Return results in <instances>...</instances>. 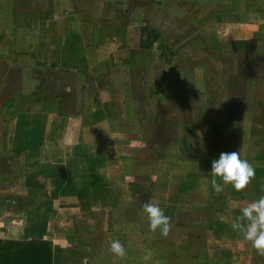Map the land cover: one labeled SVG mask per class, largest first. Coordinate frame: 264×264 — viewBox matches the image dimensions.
I'll return each instance as SVG.
<instances>
[{"label":"crops","instance_id":"crops-1","mask_svg":"<svg viewBox=\"0 0 264 264\" xmlns=\"http://www.w3.org/2000/svg\"><path fill=\"white\" fill-rule=\"evenodd\" d=\"M50 1L39 7L34 0H0V240L50 241L53 264H144L124 263L109 251L110 235L124 233L113 226L122 200L108 205L113 172L124 169V158L115 154L124 151L130 130L124 105L112 97L114 71L91 69L90 59L99 56L70 31L67 18L54 14L57 3ZM257 26L249 36L242 33L244 40L256 36ZM262 155L249 158L255 177L244 191L224 185L219 195L211 187L213 160L200 167L176 159L155 176L148 202L171 218L173 229L182 206L194 212L186 192L201 185L209 194L202 198L208 229L221 243L216 264H264V256L231 227L242 207L264 196V160L257 162ZM86 215L90 233L81 231ZM137 215L127 218L126 231L137 229L132 222L143 224L142 209ZM172 233L169 257L152 264H177ZM90 234L103 235L105 242L92 241ZM187 244L192 250L191 240Z\"/></svg>","mask_w":264,"mask_h":264},{"label":"rangeland","instance_id":"rangeland-1","mask_svg":"<svg viewBox=\"0 0 264 264\" xmlns=\"http://www.w3.org/2000/svg\"><path fill=\"white\" fill-rule=\"evenodd\" d=\"M34 1L39 7L48 3ZM56 3L54 14L67 18L70 31L99 56L90 59L91 69L114 71L112 97L124 105V123L130 127L124 151L115 154L124 158V169L121 165L113 172L108 205L117 207L122 200L118 212L113 211V226L124 233L111 239L124 242V263L142 262L145 248L154 253L151 264L167 260L169 237L151 233L146 215L143 224L130 223L136 230L126 231L127 218L138 217L148 202L155 176L176 159L203 167L222 152L237 151L248 162L263 154L257 162L264 160V0ZM253 23L258 25L256 36L244 40L242 33L249 36ZM186 195L194 198V206L189 204L194 212L182 206L171 230L177 264H190L189 258L191 264H208L209 258V264H216L221 243L208 229V204L202 205L208 190L201 192L200 185ZM88 222L86 215L81 231L89 230ZM99 222L104 227V220ZM88 237L105 242L103 235Z\"/></svg>","mask_w":264,"mask_h":264},{"label":"clouds","instance_id":"clouds-1","mask_svg":"<svg viewBox=\"0 0 264 264\" xmlns=\"http://www.w3.org/2000/svg\"><path fill=\"white\" fill-rule=\"evenodd\" d=\"M211 177V187L215 194L222 193L224 185H231L237 192H241L254 179L255 169L247 160L241 158L239 152H222L219 159L212 162ZM142 211L147 217L149 231L154 234L159 231L161 237L166 238L172 229L171 218L157 204L151 202L144 203ZM240 212L241 215L231 222V227L251 243L258 255L264 256V196L248 203ZM220 219L223 221L225 217L221 216ZM109 251L120 260L127 256V251L119 240H109ZM153 256V251L145 248L141 259L144 264H151Z\"/></svg>","mask_w":264,"mask_h":264},{"label":"trees","instance_id":"trees-1","mask_svg":"<svg viewBox=\"0 0 264 264\" xmlns=\"http://www.w3.org/2000/svg\"><path fill=\"white\" fill-rule=\"evenodd\" d=\"M0 264H53L52 243L0 240Z\"/></svg>","mask_w":264,"mask_h":264}]
</instances>
